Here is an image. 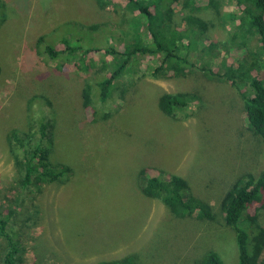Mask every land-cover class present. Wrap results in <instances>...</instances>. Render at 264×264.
Returning <instances> with one entry per match:
<instances>
[{
    "label": "rangeland",
    "instance_id": "1",
    "mask_svg": "<svg viewBox=\"0 0 264 264\" xmlns=\"http://www.w3.org/2000/svg\"><path fill=\"white\" fill-rule=\"evenodd\" d=\"M120 2L103 8L97 0H0V212L14 213L11 225L22 241L24 264L127 258V264H204L212 251L224 264H238L236 232L224 222L222 203L235 182L264 169V144L248 128L237 88L207 77L202 69L155 78L148 59L140 58L122 71L102 102L99 80L123 61L108 51H122L127 44L116 8ZM197 4V10L173 6L172 27L181 28L182 18L193 14L208 23L204 40L221 44L237 31L244 33L240 19L245 8L254 7L230 0L222 20L207 0ZM94 24L102 28L93 31L89 26ZM42 37L44 46L63 50L60 43L67 40L72 47L92 50L89 67L50 59L39 44ZM192 39L198 43L197 35ZM239 39L247 42L244 35ZM254 42L244 50L226 54L221 46L218 51L237 66L250 51L262 55ZM201 43L193 53L200 52ZM87 89L93 109L85 105ZM165 93H190L198 100L168 115L159 107ZM42 120L47 125L43 144L49 145L55 165L69 168L68 175L40 191H18L8 133L17 129L34 135L36 144ZM144 174L181 176L196 197L211 205L215 220L175 215L160 199L143 193ZM251 211L264 227V209ZM5 247L0 240V264Z\"/></svg>",
    "mask_w": 264,
    "mask_h": 264
},
{
    "label": "trees",
    "instance_id": "2",
    "mask_svg": "<svg viewBox=\"0 0 264 264\" xmlns=\"http://www.w3.org/2000/svg\"><path fill=\"white\" fill-rule=\"evenodd\" d=\"M106 8L112 0H97ZM117 10L122 13V33L127 37V44L122 51L114 48L108 51L113 57H122V64L111 69L110 74L98 82L99 99L106 102L111 96L115 84L120 80L123 70L133 65L140 58L148 59L151 66L150 74L155 78L171 75H183L189 71L202 69L209 78L229 81L235 86L244 102V111L249 130L259 136L264 144V51L259 55L256 50L250 51L239 59L234 66L218 51L224 47L227 54L231 49H241L260 44L264 50V0H245L254 5L245 8V15L240 19L241 26L245 27L243 34L237 31L230 42L207 43L204 40L208 23L193 14L182 18L181 28L172 27L171 21L175 8L197 10L198 0H120ZM230 0H207V6L216 11L218 17L225 20L223 6ZM240 6L243 0H231ZM176 5V6H175ZM175 6V8L173 7ZM232 19L238 18L231 13ZM105 26V25H103ZM132 26V27H131ZM98 31L101 24L89 26ZM106 27V26H105ZM197 35L198 43L192 37ZM246 37L248 42H239V37ZM238 36V38H236ZM187 39V42L185 40ZM48 41V39L46 40ZM201 44L199 53L198 44ZM45 39H39L44 53L50 59L63 57L66 61L88 68L90 49L72 47L65 40L60 43L63 50L55 46H44ZM82 50L83 54H80ZM207 58V59H206ZM261 59L263 62H259ZM207 60V61H205ZM223 68L220 70L219 64ZM218 71H214V66ZM255 71H258L255 73ZM86 107H93L85 90ZM196 96L190 93H165L159 100V107L163 113L172 115L176 111H185L194 105ZM93 109V108H92ZM40 139L33 144L35 136L22 134L19 130L9 131L7 140L14 158L18 185L17 190L36 188L65 178L69 172L67 166L55 165L51 160V150L47 142V125L44 120L39 123ZM145 175V174H144ZM143 193L152 198L160 199L177 216L192 217L199 220H215V213L210 204L196 197L188 182L178 175L149 176L145 175ZM253 207L264 209V169L257 175L247 174L235 182L222 203L224 222L236 232L239 249L238 264H264V227L259 221V215L251 211ZM14 213L10 209L7 213L0 212V240L5 241L3 255L4 264H24V248L22 241L12 228ZM9 225V226H8ZM10 227V229H8ZM129 258L120 262L101 264H127ZM204 264H224L220 256L212 251L207 255Z\"/></svg>",
    "mask_w": 264,
    "mask_h": 264
}]
</instances>
